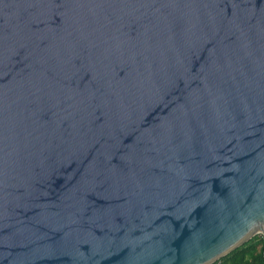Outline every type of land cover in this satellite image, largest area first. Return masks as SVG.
<instances>
[{
    "label": "water",
    "instance_id": "95a60500",
    "mask_svg": "<svg viewBox=\"0 0 264 264\" xmlns=\"http://www.w3.org/2000/svg\"><path fill=\"white\" fill-rule=\"evenodd\" d=\"M264 236V0H0V264H213Z\"/></svg>",
    "mask_w": 264,
    "mask_h": 264
},
{
    "label": "trees",
    "instance_id": "16d2710c",
    "mask_svg": "<svg viewBox=\"0 0 264 264\" xmlns=\"http://www.w3.org/2000/svg\"><path fill=\"white\" fill-rule=\"evenodd\" d=\"M213 264H264V237L256 235Z\"/></svg>",
    "mask_w": 264,
    "mask_h": 264
},
{
    "label": "rangeland",
    "instance_id": "374dc122",
    "mask_svg": "<svg viewBox=\"0 0 264 264\" xmlns=\"http://www.w3.org/2000/svg\"><path fill=\"white\" fill-rule=\"evenodd\" d=\"M258 235L264 237L263 234H258Z\"/></svg>",
    "mask_w": 264,
    "mask_h": 264
}]
</instances>
